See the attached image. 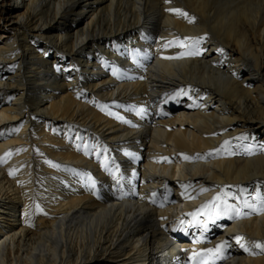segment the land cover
Masks as SVG:
<instances>
[{"label": "bare ground", "instance_id": "6f19581e", "mask_svg": "<svg viewBox=\"0 0 264 264\" xmlns=\"http://www.w3.org/2000/svg\"><path fill=\"white\" fill-rule=\"evenodd\" d=\"M186 37L202 54L165 59ZM260 145L264 0H0V264H190L222 241L217 264H264L234 239L264 242V214L189 215L264 195Z\"/></svg>", "mask_w": 264, "mask_h": 264}, {"label": "snow or ice", "instance_id": "6c2138e0", "mask_svg": "<svg viewBox=\"0 0 264 264\" xmlns=\"http://www.w3.org/2000/svg\"><path fill=\"white\" fill-rule=\"evenodd\" d=\"M170 2V0H168ZM169 11H172L180 16L185 17L189 23H193L195 18L190 17L188 13L184 12L181 9L175 8V9H169ZM206 37H199V38H183L168 41L164 47L167 48L169 46H176L182 49V51L177 55L173 57H164L165 59H181L185 56H198L201 55L203 50L200 48V44ZM221 55L224 54L223 49H218ZM137 55H139V51H137ZM145 59H147V56H145ZM187 93L185 90L181 89L179 92L175 93V96L179 95H186ZM174 98V97H171ZM131 111H134L137 116L143 117L146 113V109L143 107L140 108H131L129 109ZM112 114V113H109ZM118 119H120L124 123H131V121L126 120L122 116H118ZM237 139H248L247 136H240ZM229 141H224V144L221 146L220 149H216L214 151L219 152L221 149L227 150L229 146ZM261 150H264V145L259 146ZM106 151V150H105ZM245 153L248 155L254 154V150L252 147H246L244 149ZM213 153L209 152L207 155L211 156ZM229 154H233L229 152ZM6 155H11V153H6ZM129 156H133V153H127ZM199 158V157H198ZM167 159V158H165ZM184 159H191L190 157L184 156ZM0 162H3L2 159H0ZM103 167L106 171L109 172L110 175L113 176L114 179H116L117 184L120 183V180L123 179L122 175H119V167L117 166L115 170L111 169L108 165V163H104ZM10 175H13V172L9 173ZM135 175V173H133ZM92 187L95 188V182H92ZM201 191H205V189H202ZM241 194L244 192V189L240 190ZM152 196L155 197L156 193H152ZM231 198L236 201V203H229L228 198ZM153 203H155V200H153ZM37 207H39L37 205ZM205 209H209L207 212H205V215L208 217L206 221H199L196 219L200 212H203ZM253 214H264V195L257 194L252 197H243L241 195H237L235 193H229L221 191L213 198L212 201L208 202L200 210H198L195 213H190L189 215H192L195 221V225L197 227H200L203 231H207L208 228V222H215V220L226 216L229 219H240V218H247ZM181 224H183V221H181ZM237 245L246 253L249 255L254 254H264V242L259 241H253L248 242L245 240L242 236H236L234 237ZM197 243H200L201 241L198 239L196 240ZM228 247L227 241H222L221 243L217 244L213 248H206L201 251H194L192 255L189 256L190 264H217L218 260H221L224 258L225 249ZM255 250H259V252H256Z\"/></svg>", "mask_w": 264, "mask_h": 264}, {"label": "rangeland", "instance_id": "374dc122", "mask_svg": "<svg viewBox=\"0 0 264 264\" xmlns=\"http://www.w3.org/2000/svg\"><path fill=\"white\" fill-rule=\"evenodd\" d=\"M182 205H183V206H182ZM183 207H185V206H184L183 203H181V207H180V209H179V215H180L181 217H182V214H183V213H180V210H181V209H184ZM185 216H186V215H185Z\"/></svg>", "mask_w": 264, "mask_h": 264}]
</instances>
